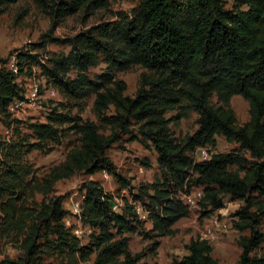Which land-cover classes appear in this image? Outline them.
<instances>
[{
  "label": "trees",
  "instance_id": "1",
  "mask_svg": "<svg viewBox=\"0 0 264 264\" xmlns=\"http://www.w3.org/2000/svg\"><path fill=\"white\" fill-rule=\"evenodd\" d=\"M19 0H0L3 7ZM52 18L46 41H55L52 31L62 18L80 10L86 14L103 8L107 0H31ZM129 13L119 19L78 32L67 38L70 52L51 58L48 73L54 86L67 98L81 100L94 94L91 111L95 121L80 114H53L47 122H35L31 129L37 139L59 142L56 125L68 124L77 142L64 160L47 174L51 182L75 173L94 174L105 170L122 188L131 181L116 171L107 150L120 135L150 143L156 152L159 176L140 184L132 192L147 211L156 237L172 233V226L187 217L189 208L176 196L192 186H202L199 202L206 214L223 207L229 195L243 204L233 213L241 251L235 264H264V0H239L226 8L223 0H133ZM245 5L246 8L241 6ZM27 51L16 54L19 73L22 60L35 57ZM103 56L107 67L93 79L88 69ZM0 66V107L24 97L22 88L8 67ZM139 65L134 95L125 94L126 83L115 78L114 70ZM76 71L69 78L68 70ZM233 95L248 104V120L237 123L230 105ZM215 102H212V98ZM112 109V112H109ZM197 117L196 129L177 139V126L190 112ZM173 112V113H170ZM103 130H108L104 133ZM216 136L237 146L228 152L213 153L209 160L196 161L193 152L200 146L216 148ZM148 164L147 162H143ZM83 223L98 227L88 253L67 242L62 219L68 212L60 196L43 204L22 246V255L2 264H43L38 256L40 229L54 234L61 245L79 252V264H140L145 250L132 253L129 236L142 226L133 206L125 199L113 209V196L94 180L83 184ZM160 242L154 240L147 251ZM187 254L171 264H220L211 255L213 247L205 239H191Z\"/></svg>",
  "mask_w": 264,
  "mask_h": 264
},
{
  "label": "rangeland",
  "instance_id": "2",
  "mask_svg": "<svg viewBox=\"0 0 264 264\" xmlns=\"http://www.w3.org/2000/svg\"><path fill=\"white\" fill-rule=\"evenodd\" d=\"M238 2L239 0H223L226 8H231ZM135 4L133 0H107L103 8L95 9L90 14L80 10L66 16L52 31L55 41H46L48 37L45 36L50 35L48 30L52 18L33 1L19 0L3 7L0 13V66H3L4 60H9L20 51L36 55L23 58V70L17 74L16 82L25 94L28 93L30 84L38 86L39 106L25 108L23 111H11L8 106L0 107V264L22 255L23 243L32 224L37 223V214L44 203L56 196L63 199L62 206L68 212L62 219L68 244L84 250V253H88L86 261L92 262L94 252H89L90 240L93 234L98 233V227L83 223L80 218L81 205L85 199L84 182L89 179L97 182L105 192L113 196V205L120 209L125 199L128 202L134 201L131 193L137 192L138 185L153 182L159 176L156 152L150 143L140 139L131 140L129 135L122 134L107 150V155L115 164L116 171L131 181V188L120 187L105 170L90 175L75 173L50 183L47 176L49 169L64 160L68 150L76 144L77 135L68 129V124L56 125L59 138L57 143L50 139H37L31 129V124L47 122L53 114H80L83 118L95 121L91 111L94 94L81 100L63 95L47 74L51 68L50 60L70 52L67 38L93 26L117 20L120 13H129ZM241 7L246 8L245 5ZM106 67L104 57L100 56L97 64L88 69L87 75L93 79ZM144 71L139 65H133L125 70H114L113 74L126 83L125 94L132 96L138 87L139 75ZM67 75L74 78L76 71L70 68ZM52 91L55 92L54 95ZM212 102H215L214 97ZM230 105L238 124L248 120L246 100L240 95H233ZM196 117L197 114L192 111L177 126H172L177 139L196 129ZM103 131L108 133V130ZM236 146L222 136H216V148L213 152H228ZM223 203L222 208L208 214L202 212L203 208L199 203L189 209L187 217L179 219L172 226L171 234L162 237L154 236L156 232L149 231L152 227L150 221L142 219L139 230L127 234L130 251H146L140 264H171L187 254L186 245L191 239H205L213 247L211 255L214 259L220 264H235L241 251L237 238L248 234V231L238 232L233 225L237 220L233 213L243 202L225 195ZM75 207L78 208L77 211ZM210 218H217L226 227H212ZM262 229L264 230V219ZM154 240L160 242L159 246L153 252L147 251ZM68 244L61 246L54 234L45 235L44 230L40 229L37 254L43 264L83 262L79 252L71 250ZM256 253H264V244L256 249Z\"/></svg>",
  "mask_w": 264,
  "mask_h": 264
},
{
  "label": "built area",
  "instance_id": "3",
  "mask_svg": "<svg viewBox=\"0 0 264 264\" xmlns=\"http://www.w3.org/2000/svg\"><path fill=\"white\" fill-rule=\"evenodd\" d=\"M18 53V52H17ZM16 53V54H17ZM16 54L12 55L10 59L7 61V67L14 73L18 74V66H17V58ZM55 92L52 91V95ZM39 106V89L36 84H30L28 93L24 94V97L21 99L14 100L8 104L9 110L13 111L14 109L23 111L25 108H37ZM213 150L207 146H200L195 149L193 152V157L196 161H204L209 160L213 154ZM184 205H186L189 209L196 207L199 202L204 197V190L202 186H192L189 191H183L176 196ZM133 206V210L138 217V219L142 220L147 218V211L144 209L142 204L139 201L128 202ZM77 207H75V211H77ZM114 210H119V206L113 205ZM148 219V218H147ZM212 221L211 226L217 229L225 228V224H222L220 220L217 218H210Z\"/></svg>",
  "mask_w": 264,
  "mask_h": 264
}]
</instances>
